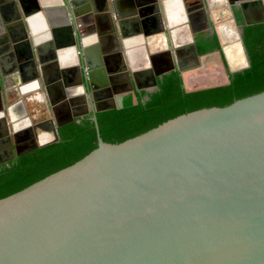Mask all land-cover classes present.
Listing matches in <instances>:
<instances>
[{
    "label": "water",
    "instance_id": "1",
    "mask_svg": "<svg viewBox=\"0 0 264 264\" xmlns=\"http://www.w3.org/2000/svg\"><path fill=\"white\" fill-rule=\"evenodd\" d=\"M29 1L0 3L1 41L37 60L51 110L85 103L86 84L94 96L95 75L120 76L104 46L145 51L144 28L130 36L111 0L84 19L73 0ZM225 1L240 27L264 23V0ZM92 121L96 144L0 187V264H264V90L105 140ZM19 122L0 111L16 156Z\"/></svg>",
    "mask_w": 264,
    "mask_h": 264
},
{
    "label": "crops",
    "instance_id": "2",
    "mask_svg": "<svg viewBox=\"0 0 264 264\" xmlns=\"http://www.w3.org/2000/svg\"><path fill=\"white\" fill-rule=\"evenodd\" d=\"M34 1L39 5V0ZM70 1L41 0V2L49 7L52 6L50 7L52 11L56 9L55 4L61 5L63 2L66 3L69 9ZM73 1L76 5V11L80 15L78 18L84 19L89 16L88 13L91 12L92 14L94 9L99 8L103 0H93V2L90 0ZM111 1L115 5V10H117L116 3H119L120 7H118L117 13L122 15L121 17H126L127 20L133 21L126 27L130 36H133V34L134 36L137 35V31L142 32L144 28L146 34H144V31L142 34L145 36L146 41H143L144 47H141L145 51L135 52L132 55L133 57L131 56L130 61L125 54L120 56L116 52L114 44L104 46V52L110 53L105 68L109 72H112L111 74L116 73L117 75L126 69L130 75L132 85L136 91L142 93L155 92L162 77L168 74L162 75L163 72L173 66L178 68V66L183 65L184 61L190 60L191 58L187 54V51L190 49L193 36L211 28L224 26L229 9V3L225 0ZM167 1H169L168 4ZM6 2H9V0H0L2 5ZM31 2V0L28 2L30 6ZM39 6L40 10L38 12H42V7L41 5ZM138 6L139 8H137ZM33 15L36 19L38 18V14L34 13ZM55 21L57 22V20ZM105 22L106 24H102V22L100 24L101 33L105 31L104 27L110 24L107 25V20ZM5 36H8V34H3L0 28V104L13 119H16V108H34L40 101H45L48 104V100L43 89L41 87L38 88L36 85L35 75L40 73L37 60L33 61L31 56H26L24 51L19 52L14 50L12 44L10 45V49L6 50V42L1 41L4 40L3 37L5 38ZM140 45L133 46L131 50L141 49ZM112 51L113 53H111ZM49 55H51V51L49 49L45 50V62L50 58ZM107 75L105 70V77ZM70 77V81H72L73 76L70 75ZM93 79L94 84L100 88V83L104 80V77L95 75ZM38 81L40 82L41 80ZM155 81L157 82V87L154 86ZM57 95L58 93H56ZM27 99L30 101L28 102ZM79 105L83 104L79 103ZM84 105L86 106L87 103ZM33 122L37 121L34 120Z\"/></svg>",
    "mask_w": 264,
    "mask_h": 264
},
{
    "label": "trees",
    "instance_id": "3",
    "mask_svg": "<svg viewBox=\"0 0 264 264\" xmlns=\"http://www.w3.org/2000/svg\"><path fill=\"white\" fill-rule=\"evenodd\" d=\"M244 33L249 67L233 74L228 84L186 91L180 75L176 71L170 72L162 77L158 89L146 101L136 94L121 108L97 113L100 138L109 139L264 90V24L246 26ZM211 48L202 41L198 52L202 54ZM58 138V142L29 151L9 165L0 166V187L96 144L94 122L83 119L79 123H68L60 127Z\"/></svg>",
    "mask_w": 264,
    "mask_h": 264
},
{
    "label": "flooded vegetation",
    "instance_id": "4",
    "mask_svg": "<svg viewBox=\"0 0 264 264\" xmlns=\"http://www.w3.org/2000/svg\"><path fill=\"white\" fill-rule=\"evenodd\" d=\"M258 18H260L259 14L258 16H254L253 19ZM259 24L264 23L260 22L252 25ZM240 25H243V20L240 14L234 7H229L228 13L226 14V24H224V26L211 28L210 30L200 32L193 36L192 44L187 51V54L191 59L184 61L183 65H181V68H184L183 76L185 73H190V75L182 77L175 70L180 75L184 88L186 84L190 86L193 83H198L207 79L219 81V84L209 87L228 84L233 74L249 67V58L243 38V35H245L244 27L246 26L240 27ZM202 41L208 43L212 48L211 50L200 54L198 48L201 46ZM193 53L198 56L195 64L192 60L194 57ZM87 87L86 84V106L84 105L85 103H83V105H77V107L72 109L68 106V103H66L67 105H60L57 106L55 110H51L45 101H40L34 108L30 107L27 109L26 107L23 108L22 105V108H16L15 117L16 119H20V122L17 124L18 131H16V140L18 150L22 152L21 155L34 149L55 143L53 141L56 140V137V142H58L60 127L71 123L68 121L73 119L75 115L79 118L73 119L72 122L79 123L83 119L92 120V117H96V114L99 113H95L97 107H106L109 108L108 110L121 108L131 96L140 94L142 101H146L149 98V95L152 94V92L142 93L136 91L126 69L120 72V76L114 77L108 81L103 80L100 83V90H97L94 96H92ZM90 95L92 98L89 97ZM93 98L96 99L95 102H92ZM29 99H27L28 102L30 101ZM0 111L7 116V110L4 109L1 104ZM25 119H29L33 123L32 127H29V125L25 123ZM34 120L37 122L34 123ZM57 123L64 124L54 130ZM8 134L11 135L9 132ZM8 134L6 135V128H4V125L0 124V166H7L17 157L21 156H16L14 144H12V150L11 146L7 144L6 138H9ZM42 144L46 145L39 147Z\"/></svg>",
    "mask_w": 264,
    "mask_h": 264
},
{
    "label": "rangeland",
    "instance_id": "5",
    "mask_svg": "<svg viewBox=\"0 0 264 264\" xmlns=\"http://www.w3.org/2000/svg\"><path fill=\"white\" fill-rule=\"evenodd\" d=\"M188 76V75H190V73H188V74H185L184 76ZM190 77H193V76H190ZM219 81L218 80H212V79H210V80H204V81H201V82H198V83H193V84H191L190 86H188L187 84V86L185 85V90L186 91H190V90H196V89H201V88H206V87H209V86H213V85H216V84H219L218 83Z\"/></svg>",
    "mask_w": 264,
    "mask_h": 264
},
{
    "label": "bare ground",
    "instance_id": "6",
    "mask_svg": "<svg viewBox=\"0 0 264 264\" xmlns=\"http://www.w3.org/2000/svg\"><path fill=\"white\" fill-rule=\"evenodd\" d=\"M168 2H169V1H167V4H168ZM116 7H117V10H118V7H120V6H119V3H116ZM170 21H171V19H170Z\"/></svg>",
    "mask_w": 264,
    "mask_h": 264
}]
</instances>
